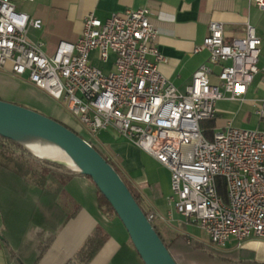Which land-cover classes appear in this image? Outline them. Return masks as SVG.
Returning <instances> with one entry per match:
<instances>
[{
  "label": "built area",
  "instance_id": "obj_1",
  "mask_svg": "<svg viewBox=\"0 0 264 264\" xmlns=\"http://www.w3.org/2000/svg\"><path fill=\"white\" fill-rule=\"evenodd\" d=\"M252 1L264 7V0ZM30 27L40 29L42 20L18 8L16 0H0V68L9 62L13 75L26 74L37 88L65 102L89 143L99 131L113 129L164 165L170 172L169 203L212 246L264 239V129L226 121L208 139L201 127L202 121L215 120L217 101L242 100L260 71L262 39L251 23H245L243 36L225 41L223 24L209 22L195 51L208 50L209 63L220 66L219 83H211V68L203 63L184 92L158 69L165 58L156 47L148 7L104 21L90 13L78 39L59 41L50 55L41 41L27 37ZM92 51L101 61L113 55V70L94 65ZM255 113L264 121V99ZM146 217L152 224L159 218L153 211Z\"/></svg>",
  "mask_w": 264,
  "mask_h": 264
},
{
  "label": "crops",
  "instance_id": "obj_2",
  "mask_svg": "<svg viewBox=\"0 0 264 264\" xmlns=\"http://www.w3.org/2000/svg\"><path fill=\"white\" fill-rule=\"evenodd\" d=\"M16 3L30 17L42 20L40 29L28 28L27 37L41 41L48 55L59 41L78 39L84 17L90 13L104 21L115 13L121 15L128 9L148 7L156 31L155 44L165 58L158 69L181 92L203 63L211 68V83H219L220 66L209 63L208 50L195 51L208 34L209 22L223 24L225 41L243 36L244 25L249 22L262 39L260 71L242 100L216 102L214 124L223 126L231 121L239 126L243 120H251L258 127L264 122L255 113L264 99L261 80L264 7L252 0H16ZM90 57L103 71L113 70V55L101 61L92 51ZM0 99L46 113L70 128L73 125L72 129L79 127L69 111L32 84L26 74L17 76L0 68ZM223 114L230 115V120H225ZM55 116L62 117L67 124ZM93 143L122 171L145 211L158 215L154 224L159 230L170 228L173 234H188L184 230L188 222L169 203L170 172L164 165L113 129L99 131ZM10 151L9 158L0 151V264H66L96 227L107 234V239L88 264H144L121 221L99 206V191L91 178L67 167L55 168L31 160L16 148L10 147ZM203 241L209 243L208 239ZM230 242L234 246L227 245ZM215 248L229 253L232 260L215 261L220 264H264V239L249 238L241 245L230 240Z\"/></svg>",
  "mask_w": 264,
  "mask_h": 264
},
{
  "label": "water",
  "instance_id": "obj_3",
  "mask_svg": "<svg viewBox=\"0 0 264 264\" xmlns=\"http://www.w3.org/2000/svg\"><path fill=\"white\" fill-rule=\"evenodd\" d=\"M0 136L25 149L20 141L24 137L46 139L61 147L77 169L64 166L91 178L126 229L144 264H177L117 171L77 132L34 109L0 99Z\"/></svg>",
  "mask_w": 264,
  "mask_h": 264
},
{
  "label": "trees",
  "instance_id": "obj_4",
  "mask_svg": "<svg viewBox=\"0 0 264 264\" xmlns=\"http://www.w3.org/2000/svg\"><path fill=\"white\" fill-rule=\"evenodd\" d=\"M67 126V125H66ZM214 120H205L201 122V127L206 136L209 134L211 135L212 130L214 129ZM69 127V126H67ZM70 128V127H69ZM72 129V128H71ZM73 131L77 132L76 130L72 129ZM78 133V132H77ZM80 135V134H79ZM90 144L94 146L113 166V168L117 171L120 175L128 189L130 190L131 194L133 195L135 201L141 206L144 213L146 214L145 209L142 207L140 197L136 190L132 187L131 183L128 179L124 176L122 171L115 165L113 161L108 159L96 146L94 143ZM10 147L16 148L20 150L22 153L26 154L24 151H27L23 146L19 145L18 143L12 141L11 139L5 138L0 136V151L6 158H9L12 154L10 151ZM30 156V154H26ZM34 158V157H33ZM36 159V158H35ZM47 162L52 166H58V164L51 162V161H43ZM223 185L222 181L219 180V186ZM98 204L103 210L108 214H113V209L105 199L103 195L99 193L98 196ZM153 227L158 233V235L163 240L164 244L166 245L168 251L174 258L177 264H206L207 262H231L232 260L229 259V253H225L219 249H216L214 246L210 245L209 243L192 237L185 233H176L172 239L167 242L163 235L161 234L159 228L153 223ZM107 239V234L100 228L96 227L93 232L88 236L84 244L80 247V249L76 252L74 257L70 259L66 264H88L90 260L94 257L96 252L102 246V244Z\"/></svg>",
  "mask_w": 264,
  "mask_h": 264
},
{
  "label": "rangeland",
  "instance_id": "obj_5",
  "mask_svg": "<svg viewBox=\"0 0 264 264\" xmlns=\"http://www.w3.org/2000/svg\"><path fill=\"white\" fill-rule=\"evenodd\" d=\"M10 68H11V65H10V63L8 62L7 63V65L3 68L5 71H10ZM58 103H59V105H61L62 107H64L65 109H67L66 108V104H65V102H62V101H57ZM39 112V111H38ZM41 113V112H40ZM42 114H45V115H47L46 113H42ZM47 116H49V115H47ZM223 116V118H225V120H230V115H228V114H223L222 115ZM49 117H51V116H49ZM56 118H60L63 122H65L66 123V121L62 118V117H57V116H55ZM72 119H73V121H75V123H79L78 122V120L76 119V118H74L73 116H72ZM67 124V123H66ZM69 124V123H68ZM70 126H71V124H69ZM238 127H240V128H244V129H252V128H255L256 126H255V124L251 121V120H243L242 121V124H240ZM72 128H73V125H72ZM258 128H260V129H264V122H261L260 124H259V126H258ZM215 129L216 130H219V129H221V126H215ZM74 130H78L77 132H79L80 130L78 129V127H74ZM78 134H80V135H82L83 136V134L81 133V132H79ZM208 139H210L211 138V135L209 134L208 136ZM27 150V149H26ZM26 154H30V159L31 160H36V161H46V160H44V159H40V158H38V157H36V156H34L32 153H30L28 150L27 151H24ZM34 157V158H33ZM36 158V159H35ZM42 163H45V165H47V166H52V165H50V164H48L47 162H42ZM58 166H61V167H64V168H66L65 166H63V165H60V164H58ZM53 167H57V166H53ZM29 169V168H28ZM90 178V177H89ZM219 191H220V193L225 197V192H226V188L223 186V185H220L219 186ZM169 192H170V190L169 191H167V194H169ZM169 195H171V193L169 194ZM185 232L186 233H188L189 235H191V236H193V237H195V238H197V239H200V240H206L207 238H206V235L204 234V232L197 226V225H195V224H193V223H186V225H185ZM160 232H161V234L163 235V237H164V239L167 241V242H169L171 239H172V237L175 235V234H173V232L171 231V229L170 228H162L161 230H160ZM234 242H230L229 244H227V245H230V246H234ZM206 264H220L219 262H207Z\"/></svg>",
  "mask_w": 264,
  "mask_h": 264
},
{
  "label": "bare ground",
  "instance_id": "obj_6",
  "mask_svg": "<svg viewBox=\"0 0 264 264\" xmlns=\"http://www.w3.org/2000/svg\"><path fill=\"white\" fill-rule=\"evenodd\" d=\"M20 141H22L23 145L27 147L34 156L40 159L53 160L63 166L65 165L69 168L77 169L66 152L52 141L35 137H24L21 138Z\"/></svg>",
  "mask_w": 264,
  "mask_h": 264
}]
</instances>
